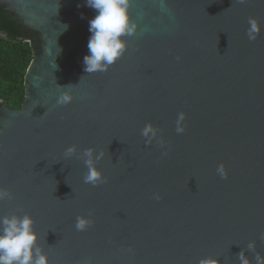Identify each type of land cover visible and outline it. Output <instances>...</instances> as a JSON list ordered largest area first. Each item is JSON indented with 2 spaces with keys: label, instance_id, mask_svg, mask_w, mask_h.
<instances>
[{
  "label": "water",
  "instance_id": "1",
  "mask_svg": "<svg viewBox=\"0 0 264 264\" xmlns=\"http://www.w3.org/2000/svg\"><path fill=\"white\" fill-rule=\"evenodd\" d=\"M0 10L37 38L22 108L0 102V217L30 214L49 264L264 259V0H129L136 32L93 73L86 0ZM86 148L104 182H84Z\"/></svg>",
  "mask_w": 264,
  "mask_h": 264
},
{
  "label": "clouds",
  "instance_id": "2",
  "mask_svg": "<svg viewBox=\"0 0 264 264\" xmlns=\"http://www.w3.org/2000/svg\"><path fill=\"white\" fill-rule=\"evenodd\" d=\"M86 6L95 11L94 17L88 22L90 33L87 49L88 53L83 57L85 73L105 71L126 51L127 41L125 37L136 32L137 24L131 20L129 14V0H86ZM248 37L254 40L261 31V26L256 18L248 21ZM71 96L66 92L61 97L60 103H68ZM184 114L177 119V132L184 129L181 122ZM157 129L148 124L142 130V135L150 142L157 136ZM77 146L71 145L65 149V156L71 157L77 154ZM94 148H86L80 153L87 169L84 182L96 185L104 182L102 171L97 167L104 153L95 154ZM217 171L226 175L224 166L220 165ZM10 193L0 188V200L9 198ZM92 220L88 217H78L76 229L85 230ZM39 234L34 228V218L25 213L19 215L13 213L0 217V264H49L48 254L37 243ZM251 247V245H250ZM242 264H249L248 259L241 253ZM200 264H217L211 258H204ZM256 264H264V259L257 256Z\"/></svg>",
  "mask_w": 264,
  "mask_h": 264
},
{
  "label": "trees",
  "instance_id": "3",
  "mask_svg": "<svg viewBox=\"0 0 264 264\" xmlns=\"http://www.w3.org/2000/svg\"><path fill=\"white\" fill-rule=\"evenodd\" d=\"M37 38L0 10V102L21 109L26 98V73L36 52Z\"/></svg>",
  "mask_w": 264,
  "mask_h": 264
}]
</instances>
